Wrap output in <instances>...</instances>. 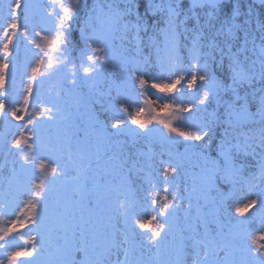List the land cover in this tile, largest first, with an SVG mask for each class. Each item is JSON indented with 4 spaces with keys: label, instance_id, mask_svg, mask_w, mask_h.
Instances as JSON below:
<instances>
[{
    "label": "snow or ice",
    "instance_id": "1",
    "mask_svg": "<svg viewBox=\"0 0 264 264\" xmlns=\"http://www.w3.org/2000/svg\"><path fill=\"white\" fill-rule=\"evenodd\" d=\"M21 7V0H13L9 4L11 23L8 28L12 30V34L9 35L5 30L8 41L2 49L5 57L8 55V43L18 29L17 9ZM38 7L30 3L23 4L25 24L20 34L25 37L29 34L28 23L33 9ZM84 7L82 0H68L67 3L64 0H51L50 9L59 8V11L49 10L45 14L44 18L51 23V27L41 37L43 43L36 44L44 55L32 69L33 79L45 57L51 59L53 54H59L55 68L52 63L47 65L48 69L54 71L72 63L68 55L69 44L72 43V21ZM256 33H259V44L256 42ZM80 39L84 44L82 61L84 52L92 53L87 55V66L83 62L81 65L85 82L88 77L98 76L104 71L109 52H134L135 56L124 55L123 59L135 64L142 62L137 57L141 55L143 48H148L150 53L154 50L157 55L161 75L153 77L149 84L144 74H141L137 78L140 96L150 95V89L167 94L173 90L180 92L185 85L189 90L199 85L205 89L200 105H206L212 98L216 99L217 108L223 109L222 114L213 112L210 114V121L189 123L185 127H174L172 123L179 121L183 124L188 119L178 113L190 111V108L179 104L167 118L152 117L142 121L140 115L144 112L143 108L131 116V123L141 130L151 131L147 126L155 120L168 130L169 139L174 135L183 138L185 142H198L188 143L186 147V151L188 148L200 147V151L194 153L196 159L193 167L198 168L199 172L193 175V191L196 190L197 183L206 191L218 190L220 182L235 184L243 174L241 157H251L256 161L257 172L245 178L248 187H256L257 180L264 183V20L254 16L251 4L247 11H242L241 0H227L226 3L224 0H190L187 7L183 6L182 0H94L88 9L87 19L80 28ZM182 50L188 53L187 67L181 66ZM147 59L144 57L143 62ZM6 67L7 64L0 65V88H3ZM164 71L170 72L175 78L170 76L165 82L162 75ZM72 75L76 76L75 64H72ZM71 83L75 87L76 79ZM94 83L93 79V85ZM25 102L27 103V97ZM144 103L150 105L152 101L145 100ZM162 107L167 109L170 105L165 103ZM2 109L3 101L0 100V110ZM121 111L126 114L128 110L122 107ZM11 115L13 118H20L16 117L15 112ZM213 124L222 128L220 140L215 146V156L210 154ZM122 125H126V121L119 116L111 125L115 130L113 134H118ZM23 142L17 139L15 146L19 148ZM28 147L30 149L31 145ZM123 156L124 153L121 152L120 157ZM120 157L107 156L109 161H117L119 166H123L127 161ZM24 160L28 162L29 157L26 155ZM40 168L42 177L47 176L43 163ZM50 171L55 174L57 169L52 168ZM178 171L175 164L165 167V182ZM35 188L37 191L33 195L39 197L45 192V180L42 178ZM167 191L165 188V193ZM162 199L164 202L158 215L166 218L175 209L170 208L166 195ZM92 203V200H88L86 206ZM258 203L264 208V193L244 205L243 209L237 207L236 212L243 215L246 209ZM153 204H156L155 199ZM30 206L35 209L36 204L30 202ZM121 207L124 205L121 204ZM153 221L156 224L148 242L153 247H159L168 225L157 221L156 216H152L149 223ZM139 227L145 228L146 225L141 223ZM201 227L204 228L202 233L199 231ZM188 231V236H180L171 258L160 261V264H264V244L258 243L264 240V232L252 238L251 247L245 245L237 248L222 230L216 236H210L207 220H199ZM7 234H0V241H4ZM5 247L6 243H0V248ZM136 247L129 234L121 233L115 225L110 231L106 230L101 234L90 228L89 222L80 217L79 222L73 220L64 225L57 236L55 258L46 260L43 264H149L142 256L135 254ZM35 249L36 245L33 244L32 250L11 253L9 264H15L16 257L21 255L33 256ZM40 254L36 251V255ZM36 264L41 262L37 261Z\"/></svg>",
    "mask_w": 264,
    "mask_h": 264
},
{
    "label": "trees",
    "instance_id": "2",
    "mask_svg": "<svg viewBox=\"0 0 264 264\" xmlns=\"http://www.w3.org/2000/svg\"><path fill=\"white\" fill-rule=\"evenodd\" d=\"M82 1H85L84 11L72 21V43L69 44L68 53L71 64H75L79 83L73 87L72 74L69 72L65 75L63 68L59 71L48 70L50 75L48 79L54 92L42 102V110L31 118L29 130L33 134L17 135L20 122L11 115V106L15 99L12 94L13 86L16 84L14 80L4 86L5 100H3V109L0 110V166L13 152L25 156L28 154V161L33 165L31 157L35 156L34 150L38 148L46 153L51 161L57 163V172L43 178L47 188L44 192L45 196L50 198L44 206L45 210L49 209L50 214V219L45 222L51 226V234L47 241L53 237L56 238L53 242L56 244L57 236L64 225L73 220L79 222L80 217L89 222L90 228L101 234L106 230L110 231L113 225L118 228L117 213L121 212L119 211L121 204H125L123 207V210L127 211L124 217L125 226L137 246L135 254L142 256V259L149 264H160V261L170 259L180 236H188L190 226L201 219L208 221L210 236H216L222 230L237 248H243L245 245L251 247L252 238L258 236L264 228V208L258 203L246 209L243 215L238 214L236 208L243 209L249 197L253 194L258 195L260 181L257 180V186L251 189L245 182V178L257 172L255 160L251 157H241V162L244 164L243 174L242 177L237 178L235 184L220 182L217 185L218 190L206 191L197 183L196 190L193 191V175L199 172L198 168L193 167L196 159L194 153L199 152L200 147L188 148L187 151L186 147L188 143L198 144V142H185L183 138L176 137L174 142L166 140L162 143L145 130H136L133 134L126 131L113 134L115 130L111 128L119 116L125 119L126 125H131V116L140 109L139 106L144 109L140 115L142 120L147 116L148 109H154L164 115L170 109L175 110L177 104L189 107L190 111L181 113V116L188 119L178 127L196 123L197 118H201L200 122L210 121L211 113L218 111L222 114L223 109L217 108L215 98L207 101L206 105H200L199 101L205 89L199 85L192 90L187 89L185 85L180 92L173 90L167 94L150 89V95L140 96L141 90L137 78L144 74L150 84L153 77L161 75L157 55L154 50L150 53L148 48H143L141 55L137 57V60L142 61L141 63L118 62L115 57L108 56L102 75L92 76V81L95 80L94 85L85 84L81 77L83 72L79 60V51L84 49L83 41L80 39V28L94 0ZM224 2L226 3L227 0ZM241 3L242 11H247L251 4L254 16L264 20V3L252 0H241ZM1 4L0 0V6ZM182 4L187 7L189 2L182 0ZM21 12L22 7L17 9L18 19L22 16ZM253 26L255 27V22ZM37 29L40 33L44 30L41 26ZM256 35V42L260 43L259 33ZM4 42L2 37L0 46ZM8 45H10L8 54L10 55V52L15 54V47L11 48V43ZM84 54L87 56L89 51ZM125 55L136 54L132 52ZM180 55L182 67L183 65L187 67L189 64L187 51L182 50ZM17 56L19 62L22 57L19 54ZM144 57L148 58L146 62H143ZM23 59L18 64H21ZM10 67L13 68L12 64ZM41 68L43 69L44 65ZM170 76L172 78V74ZM168 78L165 79L166 82ZM42 96H44L42 93H36L34 107H39ZM67 98L74 99V103L67 102ZM145 100H150L152 103L148 106L143 103ZM165 103L169 104L170 108H163L162 105ZM122 107L127 108L126 114L121 111ZM84 117L88 118L87 124L83 121ZM38 126L40 133L34 134L38 131L36 129ZM101 126L104 131H101ZM212 128L210 154L215 156V146L220 140L222 128L215 124ZM17 139L24 141L19 148L15 146ZM28 145H31L30 149ZM121 152L124 153L123 157H120ZM108 155L126 159L127 162L119 166L117 161H109ZM190 155H193V159ZM169 164L177 165L179 171L169 176L166 183L164 168ZM32 167H29L30 171L34 170ZM33 180L39 183L35 175ZM165 188L168 189L167 193ZM165 195L170 208L175 209L169 212L166 218L158 215ZM202 195L206 199H203ZM88 200H92L93 203L86 206ZM77 207L81 208L77 209ZM147 213L150 220L152 216H156L157 221L166 222L168 225L159 247H153L148 242L156 222H148L145 228H140L138 225L137 220ZM39 215L43 219L44 216ZM41 226L42 235H45L46 227ZM199 231L202 233L204 228H199ZM258 243L264 244V240ZM141 249L148 252L150 260L147 257L143 258ZM22 256L29 260L27 256ZM55 256L56 253L53 254L52 259Z\"/></svg>",
    "mask_w": 264,
    "mask_h": 264
},
{
    "label": "rangeland",
    "instance_id": "3",
    "mask_svg": "<svg viewBox=\"0 0 264 264\" xmlns=\"http://www.w3.org/2000/svg\"><path fill=\"white\" fill-rule=\"evenodd\" d=\"M12 2L13 0H1L2 4L0 6V40L3 37L5 41L4 43L8 42L5 36V30H7L9 35L12 34V30L8 28V25L11 23L9 4H11ZM50 2L51 0H21L22 16L21 18L18 19L17 32L15 35H13V39L10 42L11 48L12 46H14L16 49L15 51L16 53L11 54L10 52V55L8 54L7 57H5L4 52L2 51L4 43L1 45L2 47L0 46V52H1L0 53V65L7 64V66H9V70L11 68L10 65L12 64L13 66V68L10 70V72L12 71V73H9V70L7 69L8 67L4 69V83L3 84L7 85L13 79V76L18 75L16 78L17 83L14 86V90L12 93L13 98L15 99H14L13 105L11 106V109H12L11 113L15 112L16 117H20L19 119L16 118L20 122L17 135H26V134L31 133V130H29L30 123H28V121L31 120V118H33L34 116H36L40 110H42L41 105H42V102L45 101V97H42L41 103H39V107L38 106L34 107L33 105L34 97L31 98L30 95L32 94V92H34L36 88L35 87L36 84L38 87V79L37 80L36 78L33 79L32 69L37 66V63L41 60V57L44 55L41 49L36 47V44L43 43L41 37L47 34V30L51 27V23L44 18L45 14L49 10H54L57 12L59 11V8L50 9ZM64 2L67 3L68 0H64ZM25 3H30V4L39 6L38 8L33 9V15L31 16L29 23H28L29 34L27 35V37L20 34L25 24V11L23 10V4ZM82 3L85 5V1H82ZM82 11H84V8ZM17 17H18V13H17ZM86 19H87V15L83 19V22L81 24L82 26L84 25ZM38 26H41L42 28H44L43 30L44 33L41 32L43 34L40 33V30L39 31L38 29L36 30ZM85 31L87 32L88 29L86 28ZM37 33H40V35H37ZM21 40H24V41L21 42ZM257 44H259V42H257ZM9 47L10 45H8V49ZM81 51L82 50L79 51L80 63L82 65V62H83V65L87 66V59H86L87 56L84 54L83 61H82V57L80 54ZM17 54L21 55V57H24V59L22 58L23 62L21 64H18L19 62L22 61V59H20V61L18 62ZM89 54H92V53L89 51ZM124 55H125L124 53H121L119 51L109 52L108 54V56L111 58L115 57L118 60V62L119 61L125 62V60L123 59ZM59 58H60L59 54H53L51 59L49 57H45L43 63L40 64V67L44 65V68L43 69L41 68L40 70L41 76L42 74L45 75L47 74V72H49L48 70L50 69L47 68L48 63H52V65L55 68L57 66V60ZM98 64H97V67L100 66ZM141 65L143 66V64ZM183 67L185 66L183 65ZM60 68H63L62 71L65 73V75L69 74V72L70 74H72V64L71 63L68 64L67 67L61 66ZM76 75H77L76 77H73L72 75V79H76L77 83H79L78 74ZM100 75H102V73H100L98 76ZM170 75L171 73L168 71L163 72V77L165 79H167ZM121 76H123L124 78L127 77L126 75H121ZM81 77L85 84L93 85V83H91L93 82L92 76L88 77L87 82H85L84 73H82ZM174 78L175 76L172 74V79ZM97 79L98 78H96V80ZM42 83L43 82L40 81L39 85ZM182 84H183V81H182ZM29 88H31V91H29ZM3 90H4V86L3 88H0V94ZM48 94L50 93L46 89L45 96H48ZM25 97H27V103L25 102ZM0 100H2L1 96H0ZM67 102L74 103V99L67 98ZM61 104H63V102ZM138 108H142V106H139ZM173 111H174L173 109H170L169 111H167L166 114L163 115L161 113H157L154 109H148L146 112L147 116L146 117L144 116L145 117L144 120L152 119V117L167 118L169 116V113ZM76 114H79V113L76 112ZM178 114L182 115L181 113H178ZM59 116H61V114ZM0 118H1V115H0ZM197 119H198L197 122H200L201 118H197ZM83 121L86 124L89 122L87 117H84ZM172 123L174 127L176 125L178 127L181 124L179 121H173ZM147 128L151 129V131L145 130V132L152 135L154 138H156V140H159V141L161 140L162 143H164L166 140L174 142L176 138V136L172 135L171 139H169L170 134L168 130L165 129L163 125L156 123L155 120H153V122L149 124ZM36 129H38V131H36L34 134L40 133L39 126ZM101 129H102V126H101ZM136 130H140V129L138 128L137 125L131 124V125L122 126L120 132L126 131L127 133L133 134ZM67 134L69 137L70 132ZM30 151L32 152V150ZM34 151H36V154L35 156L31 157L33 159V161H31L33 165H31L29 161L25 162L24 160L25 155L19 154L17 152L16 153L13 152L11 155H9L4 160L3 162L4 164L0 166V234L8 233L5 236V240L0 241V243H6L5 248H0V264H9V256L11 253L17 252V251L32 250L33 244L36 245V249L34 250L33 256L31 257L27 256V258H29V260H27L28 263L31 262V264H36L37 261H40L41 264H43L44 261L52 259L53 254L56 253V244L53 243L56 241V238L52 237L51 240L47 241V238L49 239L50 237L49 235L51 234V226L48 223H45L47 219H50V214H49V209L47 208L45 210L44 206L45 204L48 203V201H50V198L47 196H44V193H41L39 197L33 195V193L37 191V189L35 188V185L38 184L35 182V180H33L34 175L36 176L37 180L39 179V182L41 181L42 178L46 177V176L42 177V170L40 168V165L43 163L45 166L44 170L47 171L48 174H50L51 173L50 170L54 168V163L56 161H51V158L49 159L47 154L42 152L39 148ZM190 158L193 159V155H190ZM28 166L30 168L33 166L32 169L34 170L30 171V168ZM18 169H19V172H18ZM45 189L47 190V188ZM262 193H264V183H261L259 192H257L258 195L256 196L255 194H253L251 197H249L245 201L244 204L245 205L249 204L251 200L258 199V197ZM204 198L205 197H203V199ZM30 202L32 204H36L35 209L31 208ZM80 208L81 207H77V209H80ZM120 210L121 212L117 213L116 221L118 222L119 226L124 228L126 224L124 217L127 214V213L125 214V212L127 211H124L123 207H120L119 211ZM39 214L44 216L43 219L39 217L40 216ZM148 215L149 214L147 213V215H143L141 219H138L137 220L138 225H140L141 223H144L147 226L148 222L150 221V218ZM41 225L46 227L45 235L44 234L42 235ZM125 232L129 233L127 232V230ZM262 232H264V228L258 233V236ZM129 236H131L130 233H129ZM36 251H39L41 254L36 255ZM141 253L144 259L145 257H147V259L150 260V257H148L149 255L148 252L141 249ZM15 264H21L20 256L16 257Z\"/></svg>",
    "mask_w": 264,
    "mask_h": 264
},
{
    "label": "water",
    "instance_id": "4",
    "mask_svg": "<svg viewBox=\"0 0 264 264\" xmlns=\"http://www.w3.org/2000/svg\"><path fill=\"white\" fill-rule=\"evenodd\" d=\"M190 2V0H188ZM254 2H260V3H264V0H253Z\"/></svg>",
    "mask_w": 264,
    "mask_h": 264
}]
</instances>
